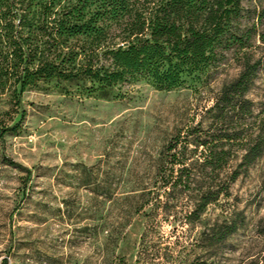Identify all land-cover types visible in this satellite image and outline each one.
Masks as SVG:
<instances>
[{
  "label": "rangeland",
  "instance_id": "1",
  "mask_svg": "<svg viewBox=\"0 0 264 264\" xmlns=\"http://www.w3.org/2000/svg\"><path fill=\"white\" fill-rule=\"evenodd\" d=\"M241 6L233 26L249 31L247 46L223 50L198 83L127 81L86 96L52 82L23 93L20 126L0 141V264H264V153L192 223L181 193L164 212L155 176L166 145L179 134L183 143L244 53L260 60L247 95L262 106L264 0ZM10 117L20 110L4 102L0 120ZM224 220L237 230L212 246L207 229Z\"/></svg>",
  "mask_w": 264,
  "mask_h": 264
},
{
  "label": "trees",
  "instance_id": "2",
  "mask_svg": "<svg viewBox=\"0 0 264 264\" xmlns=\"http://www.w3.org/2000/svg\"><path fill=\"white\" fill-rule=\"evenodd\" d=\"M242 1L0 0V106L9 102L20 110L18 121L0 120V141L20 126L23 93L44 84L68 83L90 96L127 81L160 90L198 83L223 50L247 46L249 31L233 26ZM243 55L237 76L186 127L183 143L179 134L160 154L155 176L167 214L181 193L186 219L198 221L264 153V102L255 109L247 95L260 60ZM138 193L143 203L154 195ZM207 230L215 246L237 224L224 220Z\"/></svg>",
  "mask_w": 264,
  "mask_h": 264
}]
</instances>
